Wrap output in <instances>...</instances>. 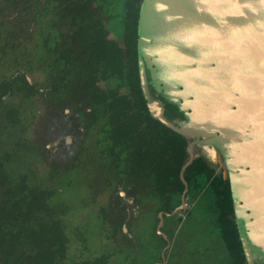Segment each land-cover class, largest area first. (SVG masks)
<instances>
[{
  "label": "flooded vegetation",
  "instance_id": "flooded-vegetation-1",
  "mask_svg": "<svg viewBox=\"0 0 264 264\" xmlns=\"http://www.w3.org/2000/svg\"><path fill=\"white\" fill-rule=\"evenodd\" d=\"M2 5L13 11L14 27L0 19V73L8 63L13 69L0 79V120L19 122L21 109L8 98L49 100L54 132L40 148L45 158L56 152L65 160L63 168L50 164L47 174L54 172L51 177L60 183L53 188L47 180L33 184L28 172L6 174L5 160L17 156L15 149L0 157L9 187L0 189V206L7 209L2 223L9 222L3 240L30 250V240H58L57 230L64 249L55 253L54 264H65V217L73 208L81 214L78 238L91 239L95 227L107 230L108 250L121 264H234L222 242L224 195L214 182L222 177L203 156L188 163V142L178 134L179 142L167 138L172 131L146 120L150 114L140 84L145 108L128 81L132 2L0 0ZM38 71L43 78L37 81ZM76 172L79 177L72 179ZM70 180L80 190L68 191L73 204L68 206L56 197L67 187L62 182ZM103 191L108 204L96 211L88 200ZM108 261L102 256L83 264Z\"/></svg>",
  "mask_w": 264,
  "mask_h": 264
},
{
  "label": "water",
  "instance_id": "water-1",
  "mask_svg": "<svg viewBox=\"0 0 264 264\" xmlns=\"http://www.w3.org/2000/svg\"><path fill=\"white\" fill-rule=\"evenodd\" d=\"M150 117L228 182L246 264H264V0H139Z\"/></svg>",
  "mask_w": 264,
  "mask_h": 264
},
{
  "label": "rangeland",
  "instance_id": "rangeland-1",
  "mask_svg": "<svg viewBox=\"0 0 264 264\" xmlns=\"http://www.w3.org/2000/svg\"><path fill=\"white\" fill-rule=\"evenodd\" d=\"M0 19L4 21L8 27H14V15L11 8L2 5L0 9ZM12 70V66L8 63L2 70L4 72L2 74L0 73V79L2 76L10 74ZM34 78L38 81L41 80L43 76L38 71L34 73ZM6 102L21 109V114L19 122H17V125L15 126L8 125L3 120H0V139L2 141L0 145V157L3 159L6 153L8 151H13V149H15V153H17V156L5 160L6 165L4 171L6 174L11 177L13 175L15 178L19 177V173L28 172L30 175L29 178L33 184L41 186L42 183L47 180V186L56 188L60 183H56V178L51 177V175H55V173H47L51 167L50 164H57L60 168H63L61 165L65 160L59 159V154L56 152H47L45 158V152L40 148L46 138H48V136L50 137V134L52 135L54 132L52 125L53 122H55L56 115H54L53 112H50L52 109L50 107L51 105H49V100H44L40 95H36L32 101L14 96L8 98ZM31 147L33 151H30ZM47 176L50 177L48 178ZM71 176L72 179L73 177H79L78 172L74 175L71 173ZM71 181L72 180L62 182L65 183L64 185L67 187L62 190L63 194H57L56 197L58 199L67 200L68 202L66 204L68 206L73 204H70L71 202H69L65 195H67L69 190H80V186L78 184L73 185ZM13 183H15V180ZM76 194L79 193H75V195ZM88 203L97 211L108 204L107 193L105 191L95 193L93 199L88 200ZM80 215L81 214L78 213L77 210L71 208L68 215L65 217V232L68 241L67 259L65 264L88 263L95 258L102 256L109 257L107 264H121L118 256L108 250L107 245L109 241L107 230L103 231L102 229L100 231V227H95L93 229L94 235L91 236V239L86 241L78 238V229H76V227L80 222ZM88 232L90 233L89 229ZM4 234V236L9 235L7 229L4 231Z\"/></svg>",
  "mask_w": 264,
  "mask_h": 264
},
{
  "label": "trees",
  "instance_id": "trees-1",
  "mask_svg": "<svg viewBox=\"0 0 264 264\" xmlns=\"http://www.w3.org/2000/svg\"><path fill=\"white\" fill-rule=\"evenodd\" d=\"M132 2L131 7V18H129L128 21V30H127V38H128V54H127V62H128V68L127 73L129 75L128 81L131 84V86H135L136 93L139 96V101L141 102V105L145 108L142 96L139 88V79H138V72H137V64H136V43H135V37H136V25H137V18H138V3L139 0H130ZM0 93H4L0 89ZM147 121H152L154 124L160 126L162 129L166 130L167 133L170 132L168 129L164 128V126H161L160 123L157 121L152 120L148 115L146 116ZM174 139L175 141H180V137L175 134L174 132L170 137ZM206 171L211 173L212 171L208 169L207 166ZM5 175L0 171V189H9L7 180L5 179ZM215 183L218 185H221L223 188V199H222V218H221V228H222V242L224 243V246L231 258L232 263L234 264H246L244 255L241 249L240 242L238 240V234L236 227L233 223L232 218H226L225 213L227 212L230 216L232 215V202L230 198V191H229V185L227 181H224L220 178V180H214ZM6 205H8L7 201L5 202ZM21 203V201H16L14 204ZM9 214V213H8ZM7 215V209L0 206V219L1 216ZM5 222V221H3ZM6 223V222H5ZM7 222L6 224H8ZM6 224L2 223V219L0 220V254L2 256L0 257V264H54L55 263V253L59 250L62 251L64 249L63 240H61V234L56 230V239L58 240H30V250H21L18 248V245L16 244V240H3L4 231L7 229L8 226ZM9 234V232H8ZM23 245V242L21 243ZM11 253L18 254L16 257L10 256ZM25 253L29 254H35L33 256L27 257L25 256Z\"/></svg>",
  "mask_w": 264,
  "mask_h": 264
}]
</instances>
